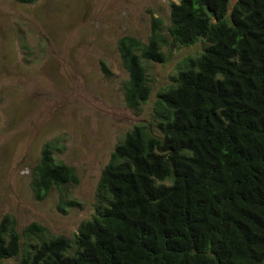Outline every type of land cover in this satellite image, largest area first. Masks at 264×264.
<instances>
[{"label":"trees","instance_id":"obj_1","mask_svg":"<svg viewBox=\"0 0 264 264\" xmlns=\"http://www.w3.org/2000/svg\"><path fill=\"white\" fill-rule=\"evenodd\" d=\"M168 20L166 35L153 16L145 42L117 40L126 109L143 112L165 49L201 50L115 145L91 217L69 237L35 222L19 231L4 215L0 264H264V0H178ZM58 151L59 139L42 145L30 183L37 200L56 191L66 214L81 207L78 177Z\"/></svg>","mask_w":264,"mask_h":264},{"label":"rangeland","instance_id":"obj_2","mask_svg":"<svg viewBox=\"0 0 264 264\" xmlns=\"http://www.w3.org/2000/svg\"><path fill=\"white\" fill-rule=\"evenodd\" d=\"M171 2L178 0H0V221L10 215L19 231L35 222L71 237L91 217L115 145L151 119L156 94L171 83L178 63L201 50L200 44L165 49L168 61L149 66L152 92L143 112L134 116L126 109L117 40L132 35L145 42L153 16L166 35ZM54 139L56 157L78 177L70 192L81 207L66 214L57 210L56 191L37 200L30 183L42 145Z\"/></svg>","mask_w":264,"mask_h":264}]
</instances>
